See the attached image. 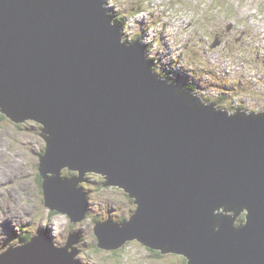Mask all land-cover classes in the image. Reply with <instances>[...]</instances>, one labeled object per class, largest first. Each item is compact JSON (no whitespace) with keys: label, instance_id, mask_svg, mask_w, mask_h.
<instances>
[{"label":"water","instance_id":"1","mask_svg":"<svg viewBox=\"0 0 264 264\" xmlns=\"http://www.w3.org/2000/svg\"><path fill=\"white\" fill-rule=\"evenodd\" d=\"M103 2L0 0V113L40 125L44 206L84 221L80 184L98 174L135 205L95 223L98 248L136 240L184 264H264V111L228 114L155 77ZM47 232L0 264H81L78 235L56 247Z\"/></svg>","mask_w":264,"mask_h":264},{"label":"rangeland","instance_id":"2","mask_svg":"<svg viewBox=\"0 0 264 264\" xmlns=\"http://www.w3.org/2000/svg\"><path fill=\"white\" fill-rule=\"evenodd\" d=\"M104 7L117 14L124 42L141 39L146 59L154 60L155 77L194 83L201 91L194 93L228 114L264 110V0H104ZM219 32L231 36H220L221 44L212 49L209 45ZM227 68L233 70L229 79ZM249 81L256 85L250 87ZM39 135L40 125L16 124L0 113V254L24 245L25 235L48 231L56 247L63 246L69 234L78 235L76 259L81 264L185 263L179 255L151 253L136 240L114 251L97 247L95 223H120L135 209L122 189L103 187L101 175L87 174L80 184L88 201L84 221L71 224L67 216L48 210L38 183L45 145ZM61 175L76 174L63 170Z\"/></svg>","mask_w":264,"mask_h":264},{"label":"trees","instance_id":"3","mask_svg":"<svg viewBox=\"0 0 264 264\" xmlns=\"http://www.w3.org/2000/svg\"><path fill=\"white\" fill-rule=\"evenodd\" d=\"M108 2V1H107ZM106 10H108L109 11V8L108 7H106L105 8ZM110 12V15L112 16V22L114 23V24H116V25H122L121 23H120V20H119V18L117 17V14H115V13H113V12H111V11H109ZM122 27V26H121ZM123 41H124V39H122ZM126 42V41H125ZM133 41L132 40H129V43H132ZM150 60V59H149ZM152 61H153V59H151ZM151 60H150V62H151ZM153 63H154V61H153ZM184 70V69H183ZM156 71V70H155ZM157 72V71H156ZM167 78H170L171 76H166ZM188 78H190V77H188ZM193 79V78H192ZM188 80V79H187ZM172 81V82H171ZM170 82L169 81H167V82H169V83H175V84H178L180 87H182L183 89H185V90H188V91H190L191 93H194L195 92V90L193 89V88H196V86H195V84L194 83H190V84H186V83H184V81L183 80H180V81H178V79L177 78H175V79H172ZM192 82H194V80H192ZM203 101H204V103H206V104H212V105H214V103H212V102H209V101H206V100H204V99H202ZM215 106V105H214ZM215 109H217V107L215 106ZM231 110H233V107H231L230 108ZM218 110V109H217ZM264 111V110H263ZM262 111V112H263ZM236 113H238V114H247V113H245V112H243V110H241V109H237L235 112H231V114H236ZM253 114H255V113H249L248 115H253ZM38 183H39V185L41 184V179L39 178V176H38ZM52 214V213H51ZM244 216V215H243ZM243 218L244 217H242L241 218V220L240 221H243ZM31 236H29V235H25L24 237H21V240H24L23 242H27V241H29V238H30ZM159 254V253H158Z\"/></svg>","mask_w":264,"mask_h":264},{"label":"flooded vegetation","instance_id":"4","mask_svg":"<svg viewBox=\"0 0 264 264\" xmlns=\"http://www.w3.org/2000/svg\"><path fill=\"white\" fill-rule=\"evenodd\" d=\"M220 36H222V37H224V36H225V37H230L231 35H224V36H223V34L220 33V32H219V33H215V34H214V37H213V40H212L213 43H214L215 41H217V42H218L217 45H220V44H221V39H222V38H220ZM214 39H215V41H214ZM223 41H224V39H223ZM217 45H216V46H217ZM216 46H215V47H216ZM132 202H133V200H132ZM146 249H147V248H146ZM148 250H149V249H148ZM149 251H150L151 253L156 254V255H158V253H159V252H157V251H152V250H149Z\"/></svg>","mask_w":264,"mask_h":264},{"label":"clouds","instance_id":"5","mask_svg":"<svg viewBox=\"0 0 264 264\" xmlns=\"http://www.w3.org/2000/svg\"><path fill=\"white\" fill-rule=\"evenodd\" d=\"M109 2V1H108ZM108 2H106V4L108 3ZM106 6V5H105ZM104 11L107 13V14H109L107 11H106V9H105V7H104ZM110 15V14H109ZM120 26V25H119ZM121 30H122V27H121ZM123 41V40H122ZM140 41H141V39H140ZM124 42V41H123ZM124 43H126V42H124ZM127 44V43H126ZM146 49V48H145ZM145 55H146V52H145ZM148 61H149V59H147ZM151 60V59H150ZM152 61V60H151ZM150 62V61H149ZM249 85H250V87L251 86H255L256 84H254V82L253 81H249ZM192 94H195L197 97H199L201 100L203 99L202 97H200L199 95H197V93H192ZM203 101V100H202ZM204 102V101H203ZM215 105V104H214ZM243 112H245V111H243ZM262 112V111H261ZM261 112H254L255 114H257V113H261ZM247 114H249V113H247Z\"/></svg>","mask_w":264,"mask_h":264},{"label":"bare ground","instance_id":"6","mask_svg":"<svg viewBox=\"0 0 264 264\" xmlns=\"http://www.w3.org/2000/svg\"><path fill=\"white\" fill-rule=\"evenodd\" d=\"M111 18H112V16L111 15H109ZM229 49V48H228ZM230 51V50H229ZM149 59H152L151 57H149ZM150 61V60H149ZM154 61V60H153ZM162 72V70H159V73H161ZM158 78H159V76H158ZM166 78V77H165ZM193 89H195L197 92H201V91H199L198 90V88H193ZM10 120V119H9ZM12 121V120H11ZM27 121H30V120H27ZM12 122H14V121H12ZM31 122H33V121H31ZM15 123V122H14ZM19 123H21V122H18V123H16V124H19ZM35 123V122H34ZM37 124V123H36ZM38 125V124H37Z\"/></svg>","mask_w":264,"mask_h":264},{"label":"built area","instance_id":"7","mask_svg":"<svg viewBox=\"0 0 264 264\" xmlns=\"http://www.w3.org/2000/svg\"><path fill=\"white\" fill-rule=\"evenodd\" d=\"M110 11V10H109ZM111 12H113L114 13V11H112L111 10ZM133 18H134V15L132 16ZM133 20L130 18V22H132ZM123 39V38H122ZM153 59V58H152ZM228 71H226V73H227ZM198 95V94H197Z\"/></svg>","mask_w":264,"mask_h":264}]
</instances>
